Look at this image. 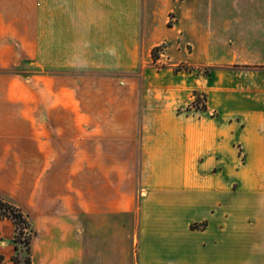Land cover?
<instances>
[{"label": "crops", "instance_id": "crops-1", "mask_svg": "<svg viewBox=\"0 0 264 264\" xmlns=\"http://www.w3.org/2000/svg\"><path fill=\"white\" fill-rule=\"evenodd\" d=\"M209 4L0 0V197L33 264H264V62L197 110L198 85L150 65L164 41L187 60ZM248 12L264 27V0ZM15 232L0 217V264Z\"/></svg>", "mask_w": 264, "mask_h": 264}, {"label": "rangeland", "instance_id": "rangeland-1", "mask_svg": "<svg viewBox=\"0 0 264 264\" xmlns=\"http://www.w3.org/2000/svg\"><path fill=\"white\" fill-rule=\"evenodd\" d=\"M250 1L209 0L212 24L202 28V34L197 28H182L186 61L171 59L166 48L170 42L153 48L151 67L180 69L188 76L190 86H199L192 92L188 109H203L208 100L212 102L218 97H246L248 70H255L254 64L264 62V27L248 25V17L253 14L248 12ZM209 111L214 113L212 109ZM19 247L17 253L20 262H24V246L20 243Z\"/></svg>", "mask_w": 264, "mask_h": 264}, {"label": "trees", "instance_id": "trees-1", "mask_svg": "<svg viewBox=\"0 0 264 264\" xmlns=\"http://www.w3.org/2000/svg\"><path fill=\"white\" fill-rule=\"evenodd\" d=\"M0 217L10 218L16 228V232L13 238V244L16 249V254L12 259L18 264H33L32 262V239L35 236V229L32 225L28 215L22 211L21 208L15 204L0 197ZM24 246L25 259L24 262H20L18 251L20 250L19 244ZM3 256L0 255V260Z\"/></svg>", "mask_w": 264, "mask_h": 264}]
</instances>
